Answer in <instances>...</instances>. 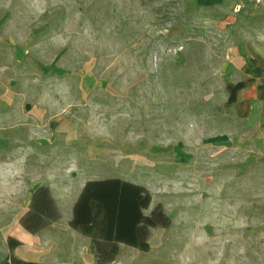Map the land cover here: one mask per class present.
Here are the masks:
<instances>
[{
	"label": "rangeland",
	"instance_id": "rangeland-1",
	"mask_svg": "<svg viewBox=\"0 0 264 264\" xmlns=\"http://www.w3.org/2000/svg\"><path fill=\"white\" fill-rule=\"evenodd\" d=\"M258 20L264 0H0L1 119L16 127L0 159L25 183L66 172L64 222L74 184L147 187L172 224L112 264H264L263 139L238 134L224 90ZM61 228L38 237L45 264L97 262Z\"/></svg>",
	"mask_w": 264,
	"mask_h": 264
},
{
	"label": "crops",
	"instance_id": "crops-1",
	"mask_svg": "<svg viewBox=\"0 0 264 264\" xmlns=\"http://www.w3.org/2000/svg\"><path fill=\"white\" fill-rule=\"evenodd\" d=\"M258 23V27L254 29L252 42L247 43L242 47H238L232 55L233 57L231 61L227 62L226 70L227 68L228 70L225 76L227 80L225 82L224 88L226 91L225 97L227 99L228 107L234 108L233 111L236 120L234 123H238V126H236L237 131H239L241 127L244 130H247L245 135L247 137L246 142H250L251 145L255 146L257 149L260 148V144L257 141L260 138L263 139L261 140V144L264 145V27L261 26V20H258ZM7 100L8 99L3 96L2 93H0L1 151L6 150L8 147L11 136L9 131L16 132V130H14L16 129L15 126L11 127L9 130H5L6 128L3 127L1 117L3 116V120L7 118L4 114L8 103L6 102ZM240 132L241 131H239L238 134H240ZM221 135L222 138L230 137L223 134ZM230 140L234 144L236 143L238 145L243 141L245 142L243 138L241 142H239L240 139H238L237 136H235V139ZM220 142L224 143V140L221 139ZM224 145H226V143ZM21 167L22 166H19L17 159L15 161L11 159H0V264H2L11 254L9 249L10 238L21 242V246L12 252L15 257L27 262L45 264L42 261L44 255H46L44 243H41L40 246L38 245V242L41 241L38 237L41 236L42 233H45L49 229L57 230L61 227H64L66 231H69V233L75 235V237L77 235L87 237L74 230L70 226V222L74 217L75 205L88 181L84 180L79 184H74L78 186V189H76L74 196L68 198V203L71 210L70 213H72V216L67 222H64V214L60 204L64 194L72 192L71 184L69 182L72 180V178H69L65 172V175L60 179V181H58V177L54 179H52V177H48L49 182L42 180L35 184H32V182L25 183L26 179L24 178L14 179V177H16V175L20 172L19 168ZM25 167L28 168V164ZM28 170L30 171V167ZM95 181L100 180L95 179ZM43 185H49L52 197L61 214V219L41 230L37 234H32L22 227L21 219L30 209L33 193ZM136 185L143 186L141 184ZM145 188L150 191L147 187ZM67 196H70V194ZM153 199L154 197L152 198V203L149 209L144 211L145 215H147L151 208L154 210V208L157 206V204L152 206ZM51 234L53 233L49 232L46 237H49ZM33 235L37 237H34ZM54 235H56V233ZM88 238L89 240L86 241L90 243V246L92 243V245L95 247L94 240L91 237ZM119 247L121 250L123 247L129 246L120 244ZM94 259L96 261L98 260L97 251Z\"/></svg>",
	"mask_w": 264,
	"mask_h": 264
},
{
	"label": "trees",
	"instance_id": "trees-1",
	"mask_svg": "<svg viewBox=\"0 0 264 264\" xmlns=\"http://www.w3.org/2000/svg\"><path fill=\"white\" fill-rule=\"evenodd\" d=\"M151 203L152 196L143 186L118 178L89 181L75 205L70 226L94 240L98 254L95 264H112L119 256L120 244L148 252L151 230L171 226V218L161 204L145 215ZM60 219L49 187L43 186L33 193L21 225L29 233L37 234ZM19 246L21 242L10 238L11 254L2 264H41L15 257L12 252Z\"/></svg>",
	"mask_w": 264,
	"mask_h": 264
},
{
	"label": "built area",
	"instance_id": "built-area-1",
	"mask_svg": "<svg viewBox=\"0 0 264 264\" xmlns=\"http://www.w3.org/2000/svg\"><path fill=\"white\" fill-rule=\"evenodd\" d=\"M257 3H260L261 2V0H255ZM239 9H241V8H239Z\"/></svg>",
	"mask_w": 264,
	"mask_h": 264
}]
</instances>
